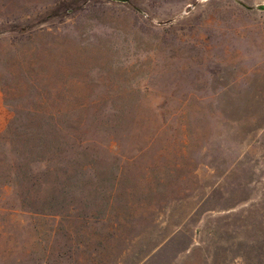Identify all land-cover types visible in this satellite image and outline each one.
<instances>
[{
  "label": "rangeland",
  "instance_id": "374dc122",
  "mask_svg": "<svg viewBox=\"0 0 264 264\" xmlns=\"http://www.w3.org/2000/svg\"><path fill=\"white\" fill-rule=\"evenodd\" d=\"M0 0V264H264V0Z\"/></svg>",
  "mask_w": 264,
  "mask_h": 264
},
{
  "label": "water",
  "instance_id": "95a60500",
  "mask_svg": "<svg viewBox=\"0 0 264 264\" xmlns=\"http://www.w3.org/2000/svg\"><path fill=\"white\" fill-rule=\"evenodd\" d=\"M113 1H119V2H129L130 0H113ZM241 4H243V5H246L243 1H241V0H238ZM246 6H248V5H246ZM258 9H260V10H264V3H261V4H259V5H257L256 6Z\"/></svg>",
  "mask_w": 264,
  "mask_h": 264
},
{
  "label": "crops",
  "instance_id": "0c3cea01",
  "mask_svg": "<svg viewBox=\"0 0 264 264\" xmlns=\"http://www.w3.org/2000/svg\"><path fill=\"white\" fill-rule=\"evenodd\" d=\"M0 105H1V101H0ZM4 111L2 109H0V123L3 121V120H6L5 117H4ZM3 128V126L0 125V129Z\"/></svg>",
  "mask_w": 264,
  "mask_h": 264
}]
</instances>
